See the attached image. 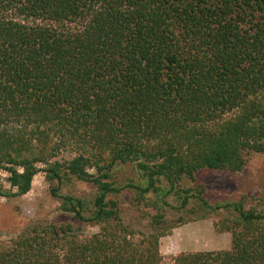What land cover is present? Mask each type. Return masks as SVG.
Listing matches in <instances>:
<instances>
[{"label": "trees", "instance_id": "trees-1", "mask_svg": "<svg viewBox=\"0 0 264 264\" xmlns=\"http://www.w3.org/2000/svg\"><path fill=\"white\" fill-rule=\"evenodd\" d=\"M248 153H264V0H0V197L44 171L69 215L28 224L0 264H264V194L210 202L197 180ZM125 193L150 232L123 221ZM181 213L217 217L230 247L165 260Z\"/></svg>", "mask_w": 264, "mask_h": 264}, {"label": "rangeland", "instance_id": "rangeland-1", "mask_svg": "<svg viewBox=\"0 0 264 264\" xmlns=\"http://www.w3.org/2000/svg\"><path fill=\"white\" fill-rule=\"evenodd\" d=\"M130 175L129 167L118 168L119 182L124 183ZM6 176V173L0 171V182L8 186ZM197 180L204 185L205 198L210 202L235 200L243 195H262L264 153L246 154L245 166L239 172L201 170L197 173ZM50 186L46 181L45 172L40 171L34 176L31 189L24 195L0 197V249L9 245L11 239L32 222L60 223L69 219V215L59 209L60 201L51 195ZM67 190L68 187L62 192ZM68 191L86 194L91 191V185L73 181ZM120 199L123 221L143 232H150L148 221L140 218L129 194L125 193ZM181 217V223L176 224L168 234L159 239V250L165 260L179 252L222 250L230 247V234L217 232L213 227L217 217L197 219V214L189 216L184 213H181ZM98 228L97 225L82 223L79 224L77 232L88 236L98 231Z\"/></svg>", "mask_w": 264, "mask_h": 264}]
</instances>
